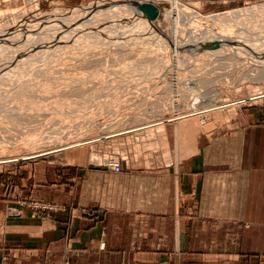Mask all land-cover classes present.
<instances>
[{
    "label": "rangeland",
    "instance_id": "374dc122",
    "mask_svg": "<svg viewBox=\"0 0 264 264\" xmlns=\"http://www.w3.org/2000/svg\"><path fill=\"white\" fill-rule=\"evenodd\" d=\"M128 1L136 0H0V65L9 63L0 66V80L18 68V77L0 81L10 84L0 85V170L37 163L47 170L46 184L71 187L83 181L77 170L100 169L117 178L138 166L163 167L228 132L234 120L264 121V57L253 49L254 42L245 41L254 37L264 48V30L249 28L263 16L233 20L238 31L232 32L246 34L240 39L226 35L218 23L200 22L211 28L204 30L165 13L167 21L150 5L154 14L142 15L149 7L142 0L135 3L145 9L128 8L132 13L114 17ZM171 1L197 11L204 21L264 7V0ZM107 158L115 159L121 171L104 166ZM30 187L28 181L26 191ZM62 195L69 202L61 203ZM68 195L53 190L44 201L17 190L10 200L14 207H4L1 215L22 218L20 223L25 219L35 230L43 223L55 230L70 217Z\"/></svg>",
    "mask_w": 264,
    "mask_h": 264
},
{
    "label": "crops",
    "instance_id": "0c3cea01",
    "mask_svg": "<svg viewBox=\"0 0 264 264\" xmlns=\"http://www.w3.org/2000/svg\"><path fill=\"white\" fill-rule=\"evenodd\" d=\"M215 136L163 167L77 170L71 187L46 184L37 163L0 170V264H264V121ZM17 190L70 192L66 225L1 215Z\"/></svg>",
    "mask_w": 264,
    "mask_h": 264
},
{
    "label": "bare ground",
    "instance_id": "6f19581e",
    "mask_svg": "<svg viewBox=\"0 0 264 264\" xmlns=\"http://www.w3.org/2000/svg\"><path fill=\"white\" fill-rule=\"evenodd\" d=\"M138 1H140V0H138ZM135 2H137V0L136 1H134V2H129L128 1V3L126 4V5H121V7L122 6H124L125 7V10L123 9H118L114 14H112L114 17H118V13H120V12H122V13H126V14H128V13H132V10L134 9V11H135V9H137V8H140V9H145V8H142V6H139V4L140 3H135ZM152 2V3H151ZM142 3L143 4H145V5H147V6H151V7H153L154 9H161L160 11H161V14L163 13L166 17H164V18H166V20L168 19V20H170L169 19V17L168 16H171L172 17V19L171 20H174L175 18H182V19H177L178 21L180 20L182 23L184 22L183 21V18L184 19H187L188 21H192V22H196V24L197 23H199L200 24V22H201V24H203L204 26H207L206 24H208V25H211V24H213V23H218V28L220 27V30H221V28L224 30V31H226V35H228V36H231V37H233L232 35L233 34H235L236 36H237V38H239L240 36L242 37V36H245V35H241V34H237V33H233L232 31H238V29L236 28V26L235 25H231V22L233 21V20H237V19H240V20H245L244 18H243V14H245V16L246 15H248V16H251V20H255V19H257V18H262V16L264 17V7H260L259 9H254L253 11H252V9L251 10H244V11H239L240 13H237V14H235V13H229V12H227V13H221V14H214V15H211V16H207V17H205L206 18V20L204 21V20H202L198 15H196V12L197 11H195V10H193V9H191V8H188V7H186L185 5H183L182 3H175L174 1H171V0H142ZM141 3V4H142ZM145 5L143 6V7H145ZM146 6V7H147ZM147 7V9L146 10H141L142 11V13H144V14H142V13H140V14H142V15H146V13H148L149 11H152V9H151V7ZM132 9V10H130V12H126L127 11V9ZM150 8V9H149ZM128 9V10H129ZM153 9V10H154ZM139 10V9H138ZM138 10H136V11H138ZM148 11V12H147ZM157 11V10H156ZM160 11L158 12V14L160 15ZM137 13V12H136ZM150 13V12H149ZM151 13H153L154 14V11H152ZM157 13V12H156ZM169 14L168 16L166 15V14ZM258 14V15H257ZM106 15V14H105ZM133 15V14H132ZM150 15V14H149ZM107 16V15H106ZM109 16H110V14H109ZM109 16H107V17H109ZM154 16V15H153ZM152 16V17H153ZM105 16H103V18H104ZM146 17H149V16H146ZM150 17H151V15H150ZM168 17V18H167ZM170 17V18H171ZM111 18V17H110ZM110 18H109V20H110ZM156 18V17H155ZM162 18V17H161ZM161 18L159 19V22L162 24V22L163 21H160L161 20ZM163 18V19H164ZM242 18V19H241ZM100 19V18H99ZM105 19V18H104ZM108 19V18H107ZM114 19V18H113ZM116 19H119V18H116ZM158 19V18H157ZM191 19V20H190ZM264 19V18H263ZM119 20H121V19H119ZM147 20V19H146ZM145 20V21H146ZM151 20V19H150ZM153 20V19H152ZM167 20V21H168ZM95 21H97L96 19H95ZM101 21H103V20H101ZM106 21V20H105ZM111 21H112V18H111ZM118 21V20H117ZM148 21V20H147ZM177 21V22H178ZM179 21V22H180ZM93 21H91V23H92ZM104 22V21H103ZM136 22V21H135ZM134 22V23H135ZM138 22V21H137ZM136 22V23H137ZM140 22H141V20H140ZM143 22H144V20H143ZM149 23H150V21H148ZM165 22V21H164ZM254 22H257V21H254ZM82 23H84V22H82ZM114 23H117V22H114ZM119 23V22H118ZM151 23H153L152 21H151ZM155 23H157V22H155ZM154 23V24H155ZM160 23H158V24H160ZM169 23H171V22H169ZM181 23V24H182ZM185 23V22H184ZM183 23V24H184ZM258 23V25L257 24H255V23H251V25H249V28L250 27H253V30H256V27H260L261 29H263L264 30V21L263 22H257ZM99 25H102V24H100V23H98ZM107 24V23H106ZM165 24V23H164ZM166 24H168V23H166ZM176 23H173L172 25L171 24H169L170 26H172V27H174V25H175ZM179 24V23H178ZM186 24V23H185ZM200 24V26L201 27H203L202 25ZM225 24H227V28L226 27H224V25ZM77 25H79V23L77 24ZM89 25H90V22H89ZM92 25H95V23L94 24H92ZM92 25H90V26H92ZM98 25V26H99ZM163 25V24H162ZM177 25V24H176ZM180 25V24H179ZM178 25V26H179ZM188 25V24H187ZM246 25H247V23H246ZM105 25L103 24V27H104ZM158 26H160V25H158ZM169 26V27H170ZM178 26H176V27H178ZM180 26H182V25H180ZM179 26V27H180ZM88 27V26H87ZM86 27V28H87ZM163 27H165L164 25H163ZM162 27V28H163ZM167 28H168V26H166ZM69 28V27H68ZM73 28V27H72ZM78 28V27H77ZM98 28V27H97ZM154 28H156V30H157V25L154 27ZM76 29V28H75ZM74 29V30H75ZM161 29V28H160ZM168 29H170V28H168ZM171 29H173V28H171ZM202 29H204V30H211V28H206V27H203ZM251 29V28H250ZM34 30V29H33ZM36 30V29H35ZM155 30V29H154ZM166 30V29H165ZM69 31V30H68ZM68 31H67V34H69L68 33ZM71 32V31H70ZM42 33V32H41ZM64 33V32H63ZM66 33V32H65ZM75 33V32H74ZM78 33V32H77ZM36 34V33H35ZM46 34V33H45ZM132 34V33H131ZM149 34V33H148ZM62 35H65V34H62ZM38 36V35H37ZM41 36V35H40ZM39 36V37H40ZM43 36V35H42ZM41 36V37H42ZM50 36V35H49ZM56 36H57V34H56ZM60 37H61V34L59 35ZM59 36H57V37H59ZM211 36H213V35H211ZM23 37V36H22ZM28 37V36H27ZM38 37V38H39ZM52 37V36H51ZM59 37V38H60ZM78 37H80V35L78 36ZM85 37V36H84ZM240 37V39H242V38H244V37H242L241 38ZM246 38H245V41L249 44L250 42L252 43V42H254V43H252L253 45H252V47H253V49L254 50H258V51H260V52H258L257 54H261L263 57H264V48H262L261 47V45L260 44H258L257 43V41L255 40V38L253 39V38H251V37H248V35L247 36H245ZM16 38V37H15ZM37 38V37H36ZM35 38V39H36ZM37 38V39H38ZM58 38V39H59ZM66 38V37H65ZM81 38H82V36H81ZM210 38V40H211V37H209ZM11 39V38H10ZM19 39H20V37H19ZM32 39V38H31ZM43 39V38H42ZM61 39V38H60ZM68 39V38H67ZM228 39V38H227ZM12 40V39H11ZM13 40H14V38H13ZM29 40V39H28ZM48 40V39H47ZM46 40V41H47ZM54 39H52V41H53ZM64 40V39H63ZM209 40V41H210ZM219 40V39H218ZM222 40V39H221ZM34 41H36V40H34ZM49 41V40H48ZM51 41V42H52ZM55 42H56V40H54ZM170 41H171V39H170ZM67 42V41H66ZM96 42V41H95ZM181 42V41H180ZM206 42V41H205ZM223 42V41H222ZM230 42V41H229ZM228 42V43H229ZM34 43V42H33ZM75 43V42H74ZM99 43V42H98ZM178 43H179V41H178ZM183 43V42H182ZM251 43H250V45H251ZM8 44V43H7ZM12 44V43H11ZM49 44V43H48ZM55 44V43H54ZM97 44V43H96ZM164 44H166V43H164ZM211 44V43H210ZM213 44V43H212ZM217 44V43H216ZM220 44V43H219ZM226 44V43H225ZM36 45V44H35ZM41 45V44H40ZM52 45V44H51ZM180 45H181V43H180ZM183 45V44H182ZM14 46V45H13ZM17 46V45H16ZM30 46V45H29ZM29 46H27V47H29ZM49 46V45H48ZM47 45L46 46H44L45 48L46 47H48ZM188 46V45H187ZM186 46V47H187ZM217 46V45H216ZM215 46V47H216ZM18 47V46H17ZM21 47V46H20ZM24 47V46H23ZM22 47V48H23ZM30 47H33V45H31ZM29 47V48H30ZM183 47V46H182ZM188 47H190V46H188ZM214 47V48H215ZM12 48V47H11ZM48 48H50V46L48 47ZM53 48V47H52ZM192 48V47H191ZM15 49V48H14ZM17 49V48H16ZM19 49V48H18ZM17 49V50H18ZM26 49V48H25ZM33 49H35V48H33ZM32 49V50H33ZM57 49H60V48H57ZM56 49V50H57ZM189 49V48H188ZM220 49V48H219ZM10 50V49H9ZM17 50L15 51V53H17ZM55 50V51H56ZM19 51V50H18ZM22 51L24 52V50L22 49ZM21 50H20V52H22ZM27 51V50H26ZM31 51V50H30ZM50 51H52V50H50ZM53 51H54V49H53ZM19 52V53H20ZM243 52V51H242ZM13 53V52H12ZM12 53H11V57L10 56H8V57H10V58H12ZM25 53H27L28 54V52H25ZM46 53V52H45ZM5 54V53H4ZM3 54V55H4ZM47 54V53H46ZM18 55H20V54H18ZM23 55V54H22ZM1 56V55H0ZM4 57V56H3ZM2 57V58H3ZM6 58H7V56H6ZM13 59H14V57H13ZM2 60V59H1ZM4 60H6V59H4ZM11 61V60H10ZM9 61V62H10ZM262 61V60H261ZM3 62V61H2ZM5 62V61H4ZM45 62H47V61H45ZM253 62V61H252ZM16 63V62H15ZM4 64V63H3ZM2 63H1V65L3 66V68H4V66H6V68L8 67L7 65H9V63L7 64V62H6V65H3ZM13 64V63H12ZM34 64V63H33ZM0 65V66H1ZM16 65V64H15ZM27 65V64H26ZM29 65V64H28ZM27 65V66H28ZM15 67V66H14ZM5 68V69H6ZM21 68V67H20ZM19 68V70H21ZM26 68V67H25ZM28 68V67H27ZM26 68V69H27ZM261 68H263L264 69V66L262 65L261 66ZM22 69H24V67L22 68ZM26 69H24V70H26ZM29 69V68H28ZM17 70H18V68L15 70L16 72H17ZM2 71V70H1ZM0 71V72H1ZM23 71V70H22ZM16 72H14V73H16ZM24 72V71H23ZM10 73V72H9ZM6 74V78L5 79H3V80H0V81H8V77H11V78H14L15 79V77H18L17 75L15 76V74L13 73V70L11 71V73H13V75H10V74ZM18 73V72H17ZM25 73H26V71H25ZM22 74H24V73H22ZM22 74H20V75H22ZM19 75V76H20ZM45 75V74H44ZM0 76H1V74H0ZM22 76H24V75H22ZM21 76V77H22ZM43 77V76H42ZM13 82V81H12ZM8 83V82H7ZM7 83H5V82H0V85H6ZM7 85H9L10 86V84H7ZM26 85V84H25ZM169 87H170V85H169ZM29 88V87H28ZM263 98V97H262ZM117 136H120V135H117ZM111 137V136H110ZM109 137V138H110ZM15 141V140H14ZM12 143V142H11ZM8 144V143H7ZM8 146H10V145H8ZM12 146V145H11ZM13 147V146H12ZM12 147H11V149H12ZM14 149L16 150V148L14 147ZM12 151V150H11ZM14 151V150H13ZM17 152V151H16ZM4 153V152H3ZM12 153V152H11ZM28 160V159H27ZM168 160V159H167ZM102 164H104V166L105 165H108L109 164V168H110V170L111 171H113V165H116L117 167H118V169H119V171H121V167H120V165L116 162V160L115 159H112V158H107V159H104V161H103V163ZM111 166V167H110Z\"/></svg>",
    "mask_w": 264,
    "mask_h": 264
},
{
    "label": "built area",
    "instance_id": "2783aa9c",
    "mask_svg": "<svg viewBox=\"0 0 264 264\" xmlns=\"http://www.w3.org/2000/svg\"><path fill=\"white\" fill-rule=\"evenodd\" d=\"M105 166L109 168V164H108V165H105ZM110 167H111V166H110ZM112 167H113V171H114V172H120L119 169H118V167H117L116 165H113ZM109 169H110V168H109Z\"/></svg>",
    "mask_w": 264,
    "mask_h": 264
}]
</instances>
